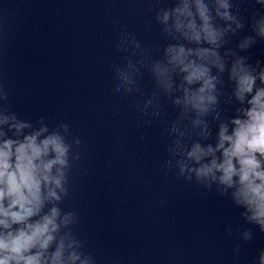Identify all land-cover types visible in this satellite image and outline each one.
<instances>
[{
	"label": "clouds",
	"instance_id": "9594fccd",
	"mask_svg": "<svg viewBox=\"0 0 264 264\" xmlns=\"http://www.w3.org/2000/svg\"><path fill=\"white\" fill-rule=\"evenodd\" d=\"M201 16L203 17L202 6ZM204 19L206 20L207 18L204 17ZM209 38L214 39V36L210 33ZM180 51L183 52V49ZM184 70L187 71V68ZM204 75V71L196 70L186 79L189 83H192ZM261 80L264 82V74L261 75ZM254 82V78L248 75L240 77L238 94H240L241 99H243V93L252 92ZM211 87V80H205L204 87L200 89V92L203 93L205 88ZM204 99L202 95L193 96L189 102H192L194 107L200 108ZM208 99L211 100L213 98L209 97ZM249 103L252 107L245 113L247 120L241 121L237 119L233 121L237 125L233 136L225 135L227 129L221 128V143L218 147L223 148L225 141L231 144L230 148L224 150V162L217 164L213 160L211 166L200 168L198 175L207 176L213 172V169L222 171L221 182L229 186L232 184L233 176H239L241 188L237 196L253 209L251 218L264 226V171L261 170L260 160L257 159V155L264 159V88L258 90ZM26 139L27 143L16 150L15 171L10 170L13 165L9 163L12 155V142L7 141L3 148H0V216L10 218L13 223L26 221L29 217L35 215L42 203L39 197L40 179L36 176L39 169L34 161L39 159L42 154H47L49 146H51L56 153V158L42 165V179L46 183L49 181L54 182L59 187L60 180L50 177L49 173L53 165L64 164L63 156L66 152L58 137H50L44 140L41 146L36 145L34 136ZM29 150L31 155L28 154ZM208 151L211 152L212 150L209 149ZM200 154H202V150L199 145L189 153L190 156L197 160L200 159ZM234 159L239 165V169L233 163ZM49 194L55 196L54 192ZM6 198L8 199L7 208L4 206ZM16 207H19V212L11 211V209ZM56 215L57 211L53 208L51 217L45 216L42 223L29 224L27 226L29 232L20 230L15 237H11V233H9V238L0 237V253H4L3 258H0V264H9L11 260L16 261L17 264L20 261H23V264H41L40 253L27 257L23 253L28 252L37 244H39L41 249L47 248L49 242L53 239L50 232L55 231L57 227L54 223ZM0 224H3L5 228L10 226L6 220H0ZM62 247L63 244H61L60 248ZM60 259L61 251L58 249L52 258V264H60ZM72 259H75V257H72ZM262 264H264V258H262Z\"/></svg>",
	"mask_w": 264,
	"mask_h": 264
}]
</instances>
